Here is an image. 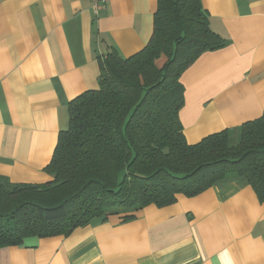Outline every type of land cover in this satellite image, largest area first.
<instances>
[{
	"label": "crops",
	"instance_id": "crops-1",
	"mask_svg": "<svg viewBox=\"0 0 264 264\" xmlns=\"http://www.w3.org/2000/svg\"><path fill=\"white\" fill-rule=\"evenodd\" d=\"M158 0H0V174L43 183L69 102L98 86L99 57L124 58L154 32ZM227 40L182 76L189 142L264 113V0H202ZM0 264H264V201L230 176L136 218L94 219L68 236L0 248Z\"/></svg>",
	"mask_w": 264,
	"mask_h": 264
},
{
	"label": "trees",
	"instance_id": "trees-1",
	"mask_svg": "<svg viewBox=\"0 0 264 264\" xmlns=\"http://www.w3.org/2000/svg\"><path fill=\"white\" fill-rule=\"evenodd\" d=\"M227 43L202 0H158L148 44L126 58L100 56L98 86L69 102L68 126L44 167L49 179L0 174V248L68 236L94 219L127 221L230 176L245 177L264 201V113L195 143L181 121L184 72Z\"/></svg>",
	"mask_w": 264,
	"mask_h": 264
},
{
	"label": "built area",
	"instance_id": "built-area-1",
	"mask_svg": "<svg viewBox=\"0 0 264 264\" xmlns=\"http://www.w3.org/2000/svg\"><path fill=\"white\" fill-rule=\"evenodd\" d=\"M92 7L96 15L100 12V10L105 6L107 0H91Z\"/></svg>",
	"mask_w": 264,
	"mask_h": 264
},
{
	"label": "rangeland",
	"instance_id": "rangeland-1",
	"mask_svg": "<svg viewBox=\"0 0 264 264\" xmlns=\"http://www.w3.org/2000/svg\"><path fill=\"white\" fill-rule=\"evenodd\" d=\"M237 139H238V138H237ZM237 139H236V140H237ZM236 140H234V141L236 142Z\"/></svg>",
	"mask_w": 264,
	"mask_h": 264
}]
</instances>
